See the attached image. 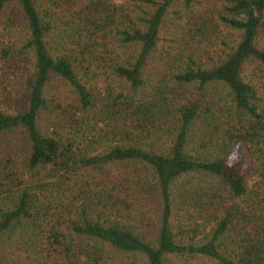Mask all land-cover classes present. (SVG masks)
I'll return each mask as SVG.
<instances>
[{
  "label": "trees",
  "instance_id": "1",
  "mask_svg": "<svg viewBox=\"0 0 264 264\" xmlns=\"http://www.w3.org/2000/svg\"><path fill=\"white\" fill-rule=\"evenodd\" d=\"M139 1L145 6L142 14L122 26L111 0H81L74 12L76 30L85 38L81 51L101 45L109 55L107 67L119 81L117 90L107 87L100 98L76 69L81 59L50 53L48 25L36 0H0V67L14 56H27L29 62L21 70L22 87L0 104V191L13 193L9 205L0 203V240L15 226L30 232L39 245L32 253L38 254L35 264H110L107 257L113 252L121 256L116 264H132L121 259L124 254L141 256L143 264H165L170 256L204 258L202 264H264V114L256 109L253 85L241 77L246 60L264 67V49L255 43L264 0H228L218 18L237 34L229 50L208 62L187 55L170 70L173 81L191 84L195 92L172 109L165 106L173 124L161 147L156 144V111L164 103L161 98L144 101L135 91L144 83L147 58L176 0ZM179 1L184 7L191 4ZM20 20L22 35L9 39L11 27ZM207 21L204 17L192 23L202 33ZM54 80L58 84L48 95ZM218 83L227 89L229 117L234 118L233 125L222 128L223 141L228 146L236 141L253 145L261 159L256 184H247L242 158L230 157L227 146L210 158L185 148L194 139L204 143L206 130L194 126L221 108L204 94L208 85ZM59 85L69 92L67 102ZM94 106L102 124L92 135H110L114 142L86 152L71 129L84 128L82 115ZM47 118L55 119L53 130H48ZM119 163L132 167L111 172L109 166ZM195 174L210 179L176 183ZM51 193L60 195L52 210ZM70 194L80 200H70L72 215L62 218L56 211L65 206L61 197ZM132 214L144 220V228L123 219ZM206 222L208 229L196 237ZM0 264H12L1 251Z\"/></svg>",
  "mask_w": 264,
  "mask_h": 264
},
{
  "label": "rangeland",
  "instance_id": "2",
  "mask_svg": "<svg viewBox=\"0 0 264 264\" xmlns=\"http://www.w3.org/2000/svg\"><path fill=\"white\" fill-rule=\"evenodd\" d=\"M81 0H36V6L43 16L45 22L48 25L45 33V41L47 48L52 54L60 53H72L80 60V63H76L80 76L83 78L86 86L96 96L102 97L105 95L107 87H111L112 90L119 88L118 78L110 72L107 67L108 54L103 50L101 45H87L82 48L81 44L85 42V38L79 35L75 27L74 12L77 9V5ZM117 6L119 15V25L129 23L130 20L137 21V16L142 14V8L145 6L139 0H111ZM228 0H191L189 7H184L179 0H176L167 10L163 22L159 31V38L155 49L150 53L147 58V63L143 70L144 83L135 91V96L142 98L144 101L155 99L161 100L159 111H156V120L158 130V147L165 145V137L167 130L171 129L173 120L171 114H165V106L173 108L183 98L191 93L195 92L193 85L179 84L172 80L170 77V70L175 66L181 64L186 59L187 55H190L196 61L208 62L215 61L221 57L236 39V32L233 28H230L220 22L218 14L225 11V6L228 4ZM7 12V9H6ZM17 17V13H14ZM208 17L209 21L207 27H204L202 33H198L194 28L192 22L198 23L201 18ZM4 15L0 14V27L2 25ZM192 23V24H191ZM23 23H14L11 27L12 35L9 37L11 40L19 39L22 35ZM3 29H0L2 32ZM255 43L257 46L264 49V12L261 18V22L257 29ZM116 50V48H115ZM11 54H14L11 51ZM110 54V53H109ZM112 55L114 52L111 53ZM17 56L13 59L9 58L6 65L0 67V104L11 99L14 93L22 87L21 70L29 68V62L27 56ZM11 60L13 62H11ZM78 62V60L76 61ZM241 77L243 80L250 82L255 89V104L259 113L264 114V67L256 60H246L241 69ZM58 84L54 80L47 89L48 95L53 92ZM59 93L65 96L66 102L68 101L69 92L65 86L59 85ZM207 97L212 98L216 102L220 109L215 110V114L209 117L208 124L200 119L195 123V130L205 129L203 136L204 143H198L196 139L191 140L185 148L192 151H199L201 155L207 157H213L221 154L223 150L228 147L227 154L230 157H241L242 166L246 173L247 184H256L260 180V161L255 157L256 152L253 151V145L242 141H236L228 146V143H224L223 138L225 134L222 132V128H226L233 125V119L229 117V100L226 96L227 89L221 84L208 85L205 89ZM157 100V101H158ZM9 102V101H8ZM96 105V104H95ZM97 106V105H96ZM97 107L94 106L92 110L88 111V115L83 113L84 128L80 127L77 132L71 129V133L76 136L78 144L86 152H97L103 145L108 142H114V137L98 138L96 135H92L91 130L102 124V118L98 112L95 111ZM158 110V108H157ZM170 110V109H169ZM155 112V113H156ZM48 130H53L55 119L53 121L47 118ZM220 124L222 126H220ZM236 124V123H235ZM219 125V128H217ZM58 129V128H57ZM67 127H64L63 131H66ZM76 134V135H75ZM17 160H20L21 154L17 153ZM132 167L131 164H113L109 166L111 172L128 170ZM210 178L195 174L192 176L183 177L182 180H177L176 183L180 184L189 181L190 183L208 181ZM176 185V184H175ZM16 190V187H13ZM13 193L0 191V203L4 206L9 205V202ZM11 196V197H10ZM52 196V197H51ZM49 197L50 209L52 210L56 201L60 198L58 193H51ZM71 196H62L64 208H59L56 214H61L62 218H67L69 213L73 210V205H70V200L77 204L80 199L75 200ZM71 197V198H70ZM150 210V212H148ZM148 215L154 216L152 209H147ZM68 213V214H67ZM153 214V215H152ZM72 215V213H71ZM57 216V215H56ZM123 219L127 220L132 226H141L144 220H138L135 214L126 216ZM55 220V218L53 219ZM210 225V222L204 223L199 228L196 237L202 235ZM144 228V227H143ZM147 231V230H146ZM30 232H23L19 227L15 226L7 235L2 236L0 240V251L5 254V258L12 264H35L33 261L32 253L39 247L38 242ZM107 250V249H106ZM109 251V250H107ZM110 254V253H109ZM120 255H116L114 252L111 256L107 257V261L110 264H116ZM124 262L132 264H143V258L138 255H123L121 258ZM204 258H178L168 257L165 264H202Z\"/></svg>",
  "mask_w": 264,
  "mask_h": 264
}]
</instances>
